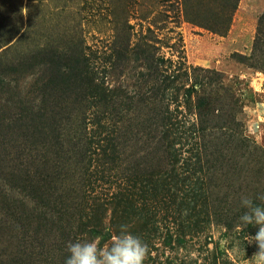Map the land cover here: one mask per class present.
I'll return each instance as SVG.
<instances>
[{"label":"rangeland","instance_id":"rangeland-1","mask_svg":"<svg viewBox=\"0 0 264 264\" xmlns=\"http://www.w3.org/2000/svg\"><path fill=\"white\" fill-rule=\"evenodd\" d=\"M263 17L264 0H0V75L6 80L0 84V190L17 201L23 188L38 184L59 204L65 223L97 214L101 200L136 178L168 174L177 191L201 188L202 197L188 212L164 187L148 198L152 228L146 235L131 228L149 245L145 264H247L257 251L247 237L256 229L239 226L240 198L264 193V138L257 145L245 126V109L264 104ZM146 39L173 61L172 70L183 72L185 63L186 86L197 89L189 101L184 89L175 90L169 109L161 107V117L172 113L157 131L160 143L147 124L157 118L122 98L90 107L80 94L60 92L49 102L59 112L58 128L46 136L33 114L20 111L21 103L37 98L40 72L37 63L21 66L24 60L47 49L83 52L99 79L141 86ZM86 126L90 137L108 138L104 154L77 150ZM2 203L0 264H55V251L34 250L24 240L39 228L45 234L41 210L22 207L30 219L18 226L21 210ZM227 222L233 228H225ZM88 239L103 241L96 234Z\"/></svg>","mask_w":264,"mask_h":264},{"label":"trees","instance_id":"trees-1","mask_svg":"<svg viewBox=\"0 0 264 264\" xmlns=\"http://www.w3.org/2000/svg\"><path fill=\"white\" fill-rule=\"evenodd\" d=\"M149 31L151 30L149 29ZM262 35H264V23L262 28H260L259 40H264ZM129 51L130 50L127 49L126 53ZM122 57L123 54L120 53L118 58ZM29 63L33 67L34 63H37L40 68V72L36 74L37 78L35 80V87H37L36 93L38 96L32 102V105L27 106L29 103L23 102L19 106L20 111L22 110L23 113L33 114L35 117L34 120L38 121L40 124L39 129L42 136H46L49 132H53L58 128L54 117H59L60 115L59 112L53 113V111L50 110L54 109L53 107H49L50 99L60 92L69 93L73 91L81 95V102L85 101L91 103L90 107L92 105L96 106V102H100L98 104H102L103 107H106L107 103H112L113 105L116 104L115 100L118 98L119 100L122 98L121 102L125 100L132 104L139 103L144 105L147 112L146 118H157L154 124L153 121H147V124L150 126L152 132L156 134L155 140L158 138V142L160 143V136H157V131L161 129V122L168 125V120L172 113L168 111V117V114L161 117V107L166 105V108L169 109L172 103L170 98L175 90L184 89L186 101L192 98L193 92H197L195 86H186L185 79L189 78L190 71H188L189 68L186 67L185 63L181 65L183 68L182 70H184L183 72L181 69L177 71L172 70V68L176 66L173 61L165 55H158L157 48L151 45L147 39L143 56V68L145 73L141 75V79L143 80L141 86L135 85L126 87L121 84L119 86H112L108 82L99 79L92 72L86 55L83 52L71 50L69 53H58L47 49L31 56L30 59L24 60L21 66L25 67L29 65ZM5 81L6 80L1 78L0 75V84H4ZM55 113L56 115H53ZM84 113H86V110ZM228 119L231 124L235 121H233V118ZM19 121H22V118H20ZM99 122L104 124V127L107 128L106 121L104 123L102 121ZM87 129L86 126L84 134L80 137L79 143H76L80 145L77 149L80 151L79 153L83 156L87 155V153L94 155L104 154L106 152L108 138L105 137L100 139L102 138L101 135L95 136L96 139L94 136L90 137L87 133ZM54 137L59 141L60 136L56 134ZM246 141V139H241L242 146H248ZM137 179L138 178L131 182L132 185L129 186V189L126 188L121 191H116L114 194L107 197V199L101 200L96 208L98 211L97 214H99V211L102 212L101 218H98L96 216L97 214L86 217L82 215L79 217L71 216L73 219L70 218V221L66 220L64 223L61 218L63 213L59 208V204L52 195L48 194L46 190L43 189V187L35 183H30L29 187H25L21 190L20 194L23 195V199L21 200L16 201L14 195L12 197L8 196L10 197L9 199L6 197L8 193H3L2 190H0V200L3 201V205H6L8 211L11 209L16 210V207L18 210H21L22 215L19 217L20 222L18 226H23V223L30 219V212L26 208H31L32 206L33 210L36 212L41 210L39 215L41 221L45 224V234L42 231L44 228H39V230L34 231V236H24V240L26 243L30 242L29 246H33L34 250L41 249L44 251L45 248L48 247L50 251H55L57 253V262H55V264H64V260L68 255L66 245L70 241L89 240L88 238L91 237V235L96 234L101 236L103 240L101 246H103L110 243L111 235L118 232L119 225L121 224H128L130 230L135 224L134 226H136V228L134 229H142L139 234H148L147 232L151 227L152 218H146L147 213L145 207L148 204V198L158 194L157 188L159 187L166 188L165 194L169 200L175 203L180 210L185 209L187 212L190 211L191 206L197 204L202 197L203 189L201 188L195 189L192 187L188 190L177 191L176 187L173 186V183L170 181L168 174L159 173L156 175H145L143 180ZM163 191H165V189H163ZM12 201L14 205H21L10 207ZM22 207L26 208L22 210ZM26 210L27 213H24ZM230 214L231 211H228L226 216ZM4 222L7 224L6 220H4ZM109 227L112 229L111 232L107 230ZM225 228L231 229L233 226L230 222H227ZM105 230H107V232H105Z\"/></svg>","mask_w":264,"mask_h":264},{"label":"clouds","instance_id":"clouds-1","mask_svg":"<svg viewBox=\"0 0 264 264\" xmlns=\"http://www.w3.org/2000/svg\"><path fill=\"white\" fill-rule=\"evenodd\" d=\"M28 9H23L27 15ZM245 120L246 135L255 138L259 145L264 138V104L254 108H246ZM260 201L261 203H256ZM240 206L243 209L239 216V226H254V235L248 234L247 244L255 245L257 251L247 258V264H264V193H259L255 198L242 195ZM112 231L111 227L107 229ZM67 257L64 264H145L150 254L149 245L138 235L130 230L128 224L119 225L116 234L111 235L110 243L100 245L98 239L75 240L66 245ZM244 253L245 249L243 250ZM235 253L238 255L240 249L237 246ZM192 253L191 257H197Z\"/></svg>","mask_w":264,"mask_h":264}]
</instances>
